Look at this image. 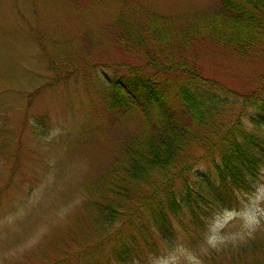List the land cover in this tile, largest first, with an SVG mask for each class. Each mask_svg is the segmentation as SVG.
<instances>
[{"label": "trees", "instance_id": "16d2710c", "mask_svg": "<svg viewBox=\"0 0 264 264\" xmlns=\"http://www.w3.org/2000/svg\"><path fill=\"white\" fill-rule=\"evenodd\" d=\"M112 1L116 45L142 55L145 64L126 65L124 75L97 74L99 87L89 97L109 123L136 114L143 123L127 131L108 167L86 185V199L55 239L57 264L142 262L158 249L157 239L175 236L172 221L183 226V215L202 230L205 217L220 205L231 206L236 190L247 187L245 176L264 162V73L253 91L233 100L223 83L201 75L192 52L209 43L240 59L260 58L264 0H216L212 8L182 17L145 10L136 0ZM34 36L46 53L52 42ZM246 108L251 114L244 123ZM34 121L40 133L48 125L45 115ZM201 152L208 171H197L192 180L194 155ZM251 246L258 263L252 255L253 262L243 264H264V247Z\"/></svg>", "mask_w": 264, "mask_h": 264}, {"label": "rangeland", "instance_id": "374dc122", "mask_svg": "<svg viewBox=\"0 0 264 264\" xmlns=\"http://www.w3.org/2000/svg\"><path fill=\"white\" fill-rule=\"evenodd\" d=\"M90 1L0 0V220L25 205L49 174L54 177L43 190L41 203L23 221H18L15 228L0 226V264H57L61 257L54 248L55 239L66 232L81 203L66 223L51 226L37 247L25 252L18 249L38 225L52 224L58 208L86 199V185L108 167L127 131L143 123L137 114L109 123L95 98L89 97L99 87L94 78L97 74L124 75L126 65L145 64L142 55L125 53L116 45L112 35L116 19L113 1L94 6ZM136 1L145 10L182 17L212 8L216 0ZM37 32L52 42L46 53L34 40L39 37L34 36ZM195 51L201 75L223 83L233 92L231 99L241 100V95L259 85L264 55L240 59L209 43H200ZM52 53L56 55L49 57ZM104 65L110 67H101ZM234 113L238 114L239 108ZM250 114L246 108L242 113L244 123ZM44 115L48 125L41 126L40 133V124L34 118ZM52 129H59L60 134L48 139ZM201 154L194 155L192 180L197 171H208V159ZM181 221L183 226L172 221V239L180 236L186 243L197 245L202 230L191 225L187 214ZM160 244L157 239V248ZM251 245L257 250L264 247V234L239 250L213 253L206 264H243L246 260L253 262L252 255L258 263L257 251ZM61 264L77 263L70 260Z\"/></svg>", "mask_w": 264, "mask_h": 264}, {"label": "clouds", "instance_id": "9594fccd", "mask_svg": "<svg viewBox=\"0 0 264 264\" xmlns=\"http://www.w3.org/2000/svg\"><path fill=\"white\" fill-rule=\"evenodd\" d=\"M59 134V129H52L48 139ZM53 179L54 177L49 174L25 205L18 207L14 214L0 220V226L15 228L18 221H23L31 210L41 203L43 190L51 185ZM245 182L247 187L236 190L231 206L220 205L205 217L201 239L197 245L186 243L180 236L171 240L162 239L156 251L149 252L142 262L137 261L135 264H206L213 253L239 250L258 235L264 234V162L245 176ZM80 203L81 201L77 199L58 208L52 224L45 222L38 225L18 251H30L37 247L49 234L51 226L66 223Z\"/></svg>", "mask_w": 264, "mask_h": 264}]
</instances>
